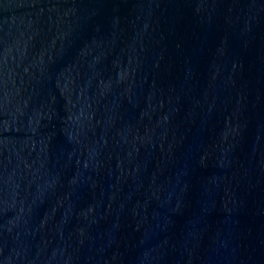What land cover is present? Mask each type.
<instances>
[{
  "label": "water",
  "instance_id": "water-1",
  "mask_svg": "<svg viewBox=\"0 0 264 264\" xmlns=\"http://www.w3.org/2000/svg\"><path fill=\"white\" fill-rule=\"evenodd\" d=\"M0 264H264V0H0Z\"/></svg>",
  "mask_w": 264,
  "mask_h": 264
}]
</instances>
